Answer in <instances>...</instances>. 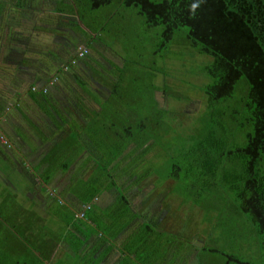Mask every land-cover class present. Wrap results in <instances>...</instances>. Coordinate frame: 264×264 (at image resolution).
<instances>
[{
    "label": "crops",
    "instance_id": "crops-1",
    "mask_svg": "<svg viewBox=\"0 0 264 264\" xmlns=\"http://www.w3.org/2000/svg\"><path fill=\"white\" fill-rule=\"evenodd\" d=\"M97 25H81L76 0H0V205L22 228L6 248L22 255L15 264H200L184 256L178 200L162 195L171 177L157 188L120 164L94 180L83 165L91 140L119 135L108 125L119 79L100 64L119 60ZM71 151L80 160L62 164ZM73 177L87 190L63 195Z\"/></svg>",
    "mask_w": 264,
    "mask_h": 264
},
{
    "label": "rangeland",
    "instance_id": "rangeland-1",
    "mask_svg": "<svg viewBox=\"0 0 264 264\" xmlns=\"http://www.w3.org/2000/svg\"><path fill=\"white\" fill-rule=\"evenodd\" d=\"M77 1L81 25L92 29L104 23L103 30H100L101 40L118 55L119 60L116 64L107 58L100 63L119 79L117 94L112 96L114 117H110L108 122L110 129L119 135L114 139L108 131L106 135L102 134V139L91 140L93 149L87 151L85 163L84 159L80 163L93 162L95 170L90 176L94 180L106 179L112 167L125 164L126 168L134 167L135 176H151L157 188L174 174L177 177L172 178L174 184L165 186L162 195L169 200H178L175 205L178 212L173 214L182 221L178 228L184 236V256L187 252L198 257L203 255L194 245L198 240L206 250L217 249L244 262L264 264L261 249L264 236L258 233L251 218L238 210L234 194L222 180H217L219 184L214 188L203 189L207 180L201 168L196 166L198 157L189 156L191 151L203 149L217 155L223 153L215 176L222 179L229 170L240 173L241 163L235 159L230 161L227 157L236 148L243 147L247 135L252 133L250 114L245 107L248 92L245 80L240 79L230 99L209 107L204 89L212 80L205 68L212 58L191 46L186 28L177 30L171 42L162 48L161 28L148 29L137 8H124L112 3L94 9L92 0ZM3 64L0 62V65ZM93 64L96 65L97 61ZM98 122L101 123V120ZM97 136L100 137V134ZM212 142L215 144L212 145ZM0 148L5 146L0 145ZM82 152L71 151L62 164L79 161ZM258 169L264 177V152ZM71 180L66 181L63 195L87 190L74 181H79L78 177ZM3 188L4 184L0 186V197H6ZM4 197L0 198V202ZM6 207L0 205V264L20 263L22 255L12 254L6 247L16 242L9 241L7 232L12 231L11 228L18 231L22 228L20 221L16 222L14 216L9 217ZM63 213L69 215L68 211ZM57 218H52L51 223L62 225ZM194 248L196 253H192ZM138 253L143 258L141 253H144ZM205 253L212 256L207 251ZM77 260L78 255L75 262ZM216 260L222 264L220 257Z\"/></svg>",
    "mask_w": 264,
    "mask_h": 264
},
{
    "label": "trees",
    "instance_id": "trees-1",
    "mask_svg": "<svg viewBox=\"0 0 264 264\" xmlns=\"http://www.w3.org/2000/svg\"><path fill=\"white\" fill-rule=\"evenodd\" d=\"M94 9L116 3L124 8H137L148 29L161 28L164 48L174 33L187 29V40L198 52L212 58L205 72L212 83L204 89L209 107L230 99L240 79L248 86L246 108L252 133L246 143L227 158L241 163L240 173L229 170L222 179L215 176L223 153L210 150L191 151L202 170L203 189L218 186L222 180L234 194L238 210L248 215L258 233L264 236V177L258 169L264 152V0H92ZM79 1L76 0V5ZM199 4L193 14L190 8ZM215 142H212V145ZM200 146L196 149H199ZM233 154L234 156H231ZM171 178L176 179L174 174ZM215 197V196H213ZM264 252V241L261 243ZM200 264H251L219 250L203 248ZM210 255H206L207 253ZM206 258V259H205ZM219 264V263H218Z\"/></svg>",
    "mask_w": 264,
    "mask_h": 264
},
{
    "label": "built area",
    "instance_id": "built-area-1",
    "mask_svg": "<svg viewBox=\"0 0 264 264\" xmlns=\"http://www.w3.org/2000/svg\"><path fill=\"white\" fill-rule=\"evenodd\" d=\"M87 54V50L85 49V48H81V47H79L78 48V54H77V56L80 58V57H83L84 55H86Z\"/></svg>",
    "mask_w": 264,
    "mask_h": 264
},
{
    "label": "clouds",
    "instance_id": "clouds-1",
    "mask_svg": "<svg viewBox=\"0 0 264 264\" xmlns=\"http://www.w3.org/2000/svg\"><path fill=\"white\" fill-rule=\"evenodd\" d=\"M197 7H199V4H193V5L191 6V8H190V11H192L193 14H194V13H195V9H196Z\"/></svg>",
    "mask_w": 264,
    "mask_h": 264
}]
</instances>
